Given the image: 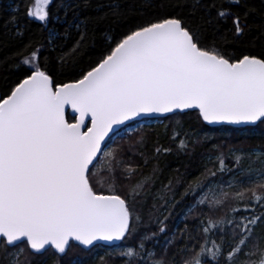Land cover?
<instances>
[{"label": "snow or ice", "instance_id": "6c2138e0", "mask_svg": "<svg viewBox=\"0 0 264 264\" xmlns=\"http://www.w3.org/2000/svg\"><path fill=\"white\" fill-rule=\"evenodd\" d=\"M53 3L28 0L25 7L26 17L47 29L49 44L59 38L54 26L47 27L53 20ZM228 3L240 5L241 0ZM199 5L200 0H194L193 12ZM19 11L18 6L13 9L16 14ZM210 13L208 9L205 23L213 31L231 20L229 31L239 40L248 28L247 13L231 7L217 9L215 16ZM16 21L17 15H13L10 22ZM17 35L22 33L18 30ZM80 37L83 41V32ZM40 51L37 47L23 57L21 63L27 68L22 78L0 96V264H45L49 254L54 264H84L79 256L68 255L74 247L91 252L99 242L116 245L130 238L137 243L119 251L128 258L124 264H235L241 255V264H257V260L264 264V237L253 236L256 225L264 223V145L248 151L227 147L235 168L225 164L223 145L213 144L206 154L207 162H218L219 167L209 169L205 164L202 179L189 183L184 195L191 192L195 196L201 190L196 203L209 211L229 199L242 201L246 195L250 203L243 209H231L239 219L227 214L212 219L202 212L205 219L198 221V227L205 234V243L199 245L197 240L198 248L187 242L196 239L188 231L181 233L182 238L187 237L182 243L175 234L168 236L165 222L169 216L153 220L155 212L178 203L168 197L172 180L153 192L154 168L121 194V177L131 180L137 168L118 157L116 150H105L120 126L145 116L167 118L198 110L199 118L209 125H264V55L230 56L215 40L208 41L200 26L189 25L179 14L137 23L121 38L113 37L95 66L70 83L54 80L40 61ZM177 136L181 133L172 139ZM188 140L183 134L178 147L187 150ZM135 146L143 148L144 138ZM170 151L157 146L154 156ZM139 154L144 156L143 151ZM245 158L251 162L247 169L242 167ZM147 164L145 159L144 166ZM236 169L246 179L229 181V190L220 182L213 186L217 173ZM153 223L156 231L151 230ZM209 233L219 235L220 240H213L211 248ZM149 241L152 248L147 247ZM170 248L175 249L171 255Z\"/></svg>", "mask_w": 264, "mask_h": 264}, {"label": "trees", "instance_id": "16d2710c", "mask_svg": "<svg viewBox=\"0 0 264 264\" xmlns=\"http://www.w3.org/2000/svg\"><path fill=\"white\" fill-rule=\"evenodd\" d=\"M193 2L194 0H54L50 7L53 20L47 27L54 26L59 33V38L53 44H49L47 29L39 22L29 20L25 15L28 0H0V94L3 96L8 93L10 88L22 78L27 66L23 65L21 60L37 47L41 48L39 53L41 63L47 65L54 80L57 83H70L80 78L82 72L95 66L102 55L106 54L113 37L121 38L123 33L137 23L177 14L183 17L189 25L200 26L204 30L205 38L208 41L215 40L221 50L230 56L240 57L248 54L260 57L264 55V0H241L240 5H230L228 0H200V5L195 12H193ZM17 6L20 9L18 14L13 12ZM221 7H231L233 11L241 14L247 13L248 28L241 39H234L229 31L232 27L231 20L227 24L221 22V27L216 31L205 23L208 9H211V16H215L216 10ZM13 15H17L15 23L10 22ZM78 24L81 25L80 29L76 27ZM18 30L22 35H17ZM81 32L85 36L83 41L80 37ZM151 122L149 125L138 126L130 133L115 136L106 144L105 150L109 148L116 150L118 157L137 168L131 180L121 177L119 191L123 194L127 190V185L135 184L150 174L154 168L157 169V179L152 191L162 189L163 185L171 179L173 191L168 193V197L170 201L178 203H175V207L169 206L167 209L161 208L159 212H155L153 220L155 216L161 219L169 216L165 222L169 237L175 234L177 241L182 243L187 240V237L182 238L181 233L188 231L196 237L195 240L187 241L190 246L197 245V240L199 245H203L205 234L198 227V221L205 219L202 212L212 219L223 218L226 214L227 217L239 219L240 216L231 209L233 207L243 209L250 201L247 195L242 201L229 199L222 207L209 211L206 206L196 203L202 195L201 190L198 189L194 196L191 192L184 195L185 189L189 183L194 184L196 178L202 179L201 173L204 172L205 164L209 169L219 167L218 162L214 164L207 162L206 154L213 144L225 146V164L229 168H235L234 158L227 156V147H242L248 151L258 145H264V137L261 136L264 125L258 124L251 128L254 129L252 132L247 131L250 128H209L201 123L196 112L176 114L161 120H154V123ZM125 129L122 130L123 133ZM177 132L181 133V136L173 140L172 137ZM183 134L190 137L187 141L189 143L187 150H181L178 147ZM141 137L145 140V146L138 149L135 145ZM157 146L170 148L171 151L154 156V149ZM129 149L132 150L129 151ZM141 151L144 153L143 157L139 154ZM212 155L216 156L218 153L212 152ZM145 159L148 160L147 166H144ZM250 163L249 159L245 158L242 167L247 169ZM252 166L258 167L256 164ZM238 172L239 170L236 169L234 172L217 173V177L213 178V186L215 182H220L224 184L225 190H229L227 188L229 181L246 179L240 177ZM178 177H180V183H177ZM233 187L236 188L237 185L234 184ZM206 190L207 188L204 189ZM219 191L220 189L217 188V192ZM152 203L153 201L149 199L148 204ZM157 203L162 204L163 201ZM255 207L256 214L259 215L260 206ZM147 211L148 209L145 208V216H147ZM151 230H157L155 223ZM207 235L209 248L212 247L213 240L220 242L219 235L212 233ZM253 236L254 238L264 237V223L256 225ZM136 243L137 240L130 238L127 242H122L117 248L104 254L97 252L98 250L84 252L74 247L68 255L79 256L84 264H124L128 258L120 256L119 251L127 246H135ZM162 245L163 241L161 245L156 246L155 250L159 252ZM147 247H153L151 241L147 242ZM225 250L227 251V247ZM174 251V248H170L169 255ZM39 259L40 257H36L37 261ZM176 259L179 261L181 257L177 256ZM253 259L257 258L253 257ZM44 260L45 264H54V257L51 254ZM242 260V255L237 256L235 264H241Z\"/></svg>", "mask_w": 264, "mask_h": 264}, {"label": "water", "instance_id": "95a60500", "mask_svg": "<svg viewBox=\"0 0 264 264\" xmlns=\"http://www.w3.org/2000/svg\"><path fill=\"white\" fill-rule=\"evenodd\" d=\"M0 96H1V94H0ZM69 112L71 111L70 109L68 110ZM187 112H197L198 113V110H185L183 113H181V112H177V113H175V114H184V113H187ZM172 115H174V114H169V116H172ZM168 116V117H169ZM163 118H166V117H164V116H145V117H140V118H138L136 121H134V122H139V121H141V120H144V119H147V120H152V119H163ZM201 120V119H200ZM201 122L203 123V125H205L206 127H209V128H218V127H229V128H233V129H244V128H253V127H255V126H252V125H229V124H212V125H209V124H207L206 122H204V121H202L201 120ZM131 123H133V122H129V124H131ZM128 124V125H129ZM125 126H120L118 129H117V132L120 130V129H122V128H124ZM110 135H112V134H110ZM121 242H117L116 243V245H112V244H105L104 242H99V245L100 246H103V247H115V246H118L119 244H120ZM79 248H81L83 251H85V252H88V250H86V249H83L82 248V246H78Z\"/></svg>", "mask_w": 264, "mask_h": 264}, {"label": "flooded vegetation", "instance_id": "af4514ba", "mask_svg": "<svg viewBox=\"0 0 264 264\" xmlns=\"http://www.w3.org/2000/svg\"><path fill=\"white\" fill-rule=\"evenodd\" d=\"M92 250H98L97 252L102 253V254H104V253H106V252H109V249H107V248H102V247H96V248H94V249H92ZM113 250H114V249H113Z\"/></svg>", "mask_w": 264, "mask_h": 264}, {"label": "bare ground", "instance_id": "6f19581e", "mask_svg": "<svg viewBox=\"0 0 264 264\" xmlns=\"http://www.w3.org/2000/svg\"><path fill=\"white\" fill-rule=\"evenodd\" d=\"M136 123V124H135ZM132 124H134L133 126H131L130 128L132 129V128H137L138 126H142L143 124L142 123H140V122H134V123H132ZM131 124V125H132Z\"/></svg>", "mask_w": 264, "mask_h": 264}, {"label": "rangeland", "instance_id": "374dc122", "mask_svg": "<svg viewBox=\"0 0 264 264\" xmlns=\"http://www.w3.org/2000/svg\"><path fill=\"white\" fill-rule=\"evenodd\" d=\"M132 131H134V128H129V129H127L123 134H125V133H130V132H132ZM117 137H119V136H117Z\"/></svg>", "mask_w": 264, "mask_h": 264}]
</instances>
